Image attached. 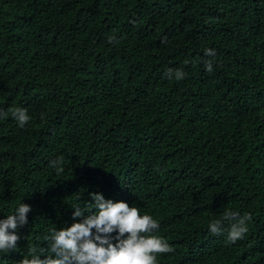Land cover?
<instances>
[{"label": "trees", "instance_id": "trees-1", "mask_svg": "<svg viewBox=\"0 0 264 264\" xmlns=\"http://www.w3.org/2000/svg\"><path fill=\"white\" fill-rule=\"evenodd\" d=\"M92 193L159 222L157 264H264V0H0V220L32 209L0 264Z\"/></svg>", "mask_w": 264, "mask_h": 264}, {"label": "clouds", "instance_id": "clouds-1", "mask_svg": "<svg viewBox=\"0 0 264 264\" xmlns=\"http://www.w3.org/2000/svg\"><path fill=\"white\" fill-rule=\"evenodd\" d=\"M205 55L215 57V50L205 49ZM205 68L211 73L213 62L207 61ZM172 75L169 69L166 76L171 79ZM183 78L184 73L177 70L175 79ZM11 114L21 127L30 120L26 111L20 108L11 110ZM62 163L63 158L58 157L50 162L49 167L59 174L63 172ZM90 198V207L72 208L73 223L54 228L44 237L49 242L50 255L41 259L32 248L30 258L26 256L18 264H157L158 256L174 251L165 238L154 234L160 225L151 215H141L139 208L130 207L124 201L105 199L102 193H92ZM31 211L28 204L21 203L13 214L0 220V251L17 247L21 239L16 234L17 229L28 223ZM225 218L234 221L227 230L226 240L235 244L248 232L251 215L226 212ZM208 228L213 235L221 234L219 221L210 223Z\"/></svg>", "mask_w": 264, "mask_h": 264}]
</instances>
